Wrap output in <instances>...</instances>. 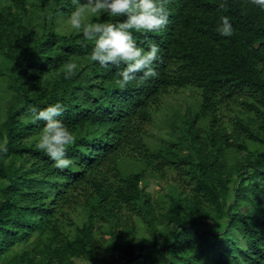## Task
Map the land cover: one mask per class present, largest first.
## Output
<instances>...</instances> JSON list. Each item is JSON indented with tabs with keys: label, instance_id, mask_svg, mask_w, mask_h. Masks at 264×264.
I'll return each mask as SVG.
<instances>
[{
	"label": "trees",
	"instance_id": "obj_1",
	"mask_svg": "<svg viewBox=\"0 0 264 264\" xmlns=\"http://www.w3.org/2000/svg\"><path fill=\"white\" fill-rule=\"evenodd\" d=\"M72 7L0 0V264H264V10L166 0L168 24L134 32L159 45L155 75L121 87L91 41L58 30ZM56 100L74 136L63 169L31 111Z\"/></svg>",
	"mask_w": 264,
	"mask_h": 264
},
{
	"label": "clouds",
	"instance_id": "obj_2",
	"mask_svg": "<svg viewBox=\"0 0 264 264\" xmlns=\"http://www.w3.org/2000/svg\"><path fill=\"white\" fill-rule=\"evenodd\" d=\"M73 7L66 17V24L80 32L85 40L91 41L90 58L101 67H117L114 74L116 82L126 86L142 72L145 78L155 75L153 62L158 59L159 45L155 42L139 44L134 32L148 33L159 31L168 24L169 10L166 0H72ZM253 3L264 10V0H253ZM89 13L97 16H123L121 20H88ZM216 32L221 36L233 34L234 26L227 15L219 17ZM77 68L75 61L65 62V77H69ZM33 121L40 126L35 146L46 153L58 168H67L73 164L67 149L73 143L74 136L60 116L64 105L60 100L47 105L33 106ZM0 145V153L7 152Z\"/></svg>",
	"mask_w": 264,
	"mask_h": 264
},
{
	"label": "rangeland",
	"instance_id": "obj_3",
	"mask_svg": "<svg viewBox=\"0 0 264 264\" xmlns=\"http://www.w3.org/2000/svg\"><path fill=\"white\" fill-rule=\"evenodd\" d=\"M89 16V14L87 15V17ZM66 19L64 18H59L58 23H57V27L58 30H60L61 32H69L72 31V29L66 24ZM188 101V99L186 100ZM191 101V100H190ZM152 130V137L151 140L156 143V142H160L161 141V130L159 129H155V128H151ZM167 186L166 181H159L157 179H153L150 182V185L148 187V191H150L155 197H158L159 195L164 193V188ZM107 239L109 238V235L105 236ZM79 264H87L85 261H78Z\"/></svg>",
	"mask_w": 264,
	"mask_h": 264
}]
</instances>
